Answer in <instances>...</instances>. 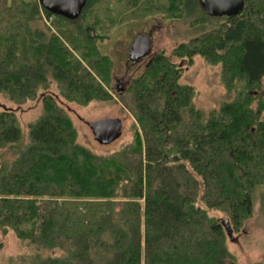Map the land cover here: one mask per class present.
I'll return each instance as SVG.
<instances>
[{"label":"trees","instance_id":"obj_1","mask_svg":"<svg viewBox=\"0 0 264 264\" xmlns=\"http://www.w3.org/2000/svg\"><path fill=\"white\" fill-rule=\"evenodd\" d=\"M186 7L86 0L70 18L39 0H0V93L41 102L25 129L14 110L0 111V231L33 248L9 264L235 262L223 221L234 238L264 187V0H245L170 56L157 52L118 90L133 123L116 150L81 144L61 103L115 101L112 60L97 47L105 37L97 31L147 15L184 18ZM195 55L221 67L224 99L207 112L170 60L192 65Z\"/></svg>","mask_w":264,"mask_h":264},{"label":"rangeland","instance_id":"obj_2","mask_svg":"<svg viewBox=\"0 0 264 264\" xmlns=\"http://www.w3.org/2000/svg\"><path fill=\"white\" fill-rule=\"evenodd\" d=\"M202 3L201 0H187V13L184 18L167 19L157 15H147L123 21L108 29L106 33L97 31L98 34L105 36L97 40V47L112 60L114 80L108 90L112 92L115 101L110 104L91 102L82 106L61 100L73 119L77 129V139L81 144L94 152L107 153L127 142L131 137L133 117L125 105L128 102L127 96L118 94V90L121 91L131 78L141 73L146 62L154 54L162 51L170 56L172 49L179 43L210 30L221 21L222 17L240 8V4L236 2L217 3L215 0H202ZM44 18L46 23L50 24L51 18ZM198 18L203 21H197ZM138 35H146L149 38L150 52L140 60L133 61L129 58V52L134 38ZM170 60L178 63L181 68L178 83L194 87L195 106L206 112L211 108H217L225 94L220 79V64H209L200 55L193 57L192 65H187L186 60H178L173 56ZM261 86L264 94V77ZM52 90L55 88L53 87ZM3 109L14 110L20 126L25 129L29 121L40 115L41 102L37 99L18 104L0 93V111ZM103 119H119L121 122L120 136L107 144L97 142L88 126L91 122ZM253 198L251 217L244 222L241 230L233 233V239L228 235L227 248L235 256L233 264H261L264 254V187H257ZM210 214L222 217L218 212H210ZM32 252V246L19 240L13 231L8 230L5 234L0 231V264L11 263L10 258L16 263L20 256Z\"/></svg>","mask_w":264,"mask_h":264},{"label":"water","instance_id":"obj_3","mask_svg":"<svg viewBox=\"0 0 264 264\" xmlns=\"http://www.w3.org/2000/svg\"><path fill=\"white\" fill-rule=\"evenodd\" d=\"M39 1L43 5V7L46 8L49 12L64 15L70 18L77 17L86 3V0H39ZM215 1L217 3H222V2L239 3L240 4V8L238 9L239 11L242 8L245 0H215ZM149 52H150L149 38L146 35H138L136 38H134L131 44L129 58L133 61L134 60L137 61L147 56ZM122 90H124V88H122ZM88 126L91 129L95 140L101 144L110 143L113 140H115L117 137H119L121 134V122L119 119L97 120L89 123ZM223 226L227 229V233L231 237L232 230L227 226L226 220L223 221Z\"/></svg>","mask_w":264,"mask_h":264},{"label":"flooded vegetation","instance_id":"obj_4","mask_svg":"<svg viewBox=\"0 0 264 264\" xmlns=\"http://www.w3.org/2000/svg\"><path fill=\"white\" fill-rule=\"evenodd\" d=\"M134 61H136V60H134ZM147 63V62H146ZM119 86V85H118Z\"/></svg>","mask_w":264,"mask_h":264}]
</instances>
